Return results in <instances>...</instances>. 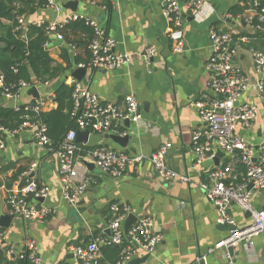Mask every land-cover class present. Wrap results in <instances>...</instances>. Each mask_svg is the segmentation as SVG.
Listing matches in <instances>:
<instances>
[{"label":"crops","instance_id":"crops-1","mask_svg":"<svg viewBox=\"0 0 264 264\" xmlns=\"http://www.w3.org/2000/svg\"><path fill=\"white\" fill-rule=\"evenodd\" d=\"M52 1L61 7L59 13L47 7L39 8L25 19V24L63 22L69 17L99 23L107 36L115 40L114 52L127 54L129 62L115 70H85L86 86L102 103L122 104L126 95H135L141 114L138 123H130L128 127L122 125V131L131 136L126 147H120L107 138V135L114 134L113 131L105 134L89 131L86 142L78 143L82 151L76 159L85 162L86 152L100 145L135 157L149 155L160 146L170 144L167 166L189 177V181L165 182L147 160L127 166L120 177L103 174L87 162L93 182L74 204H68L61 196L62 184L55 155L36 145L28 131L16 137L4 135L5 147L0 149V216L10 215L6 189L19 181L21 174L15 179L12 176L18 168L27 169L31 163H37L34 178L49 188L43 203L52 210L49 218L28 224L29 236L38 248L40 264H75L72 247L83 246L93 238L108 235L109 207L113 203L127 205L129 214L136 220L152 217L154 232L161 235L155 252L147 255L140 264L227 263L226 248L214 250L204 261L196 260L223 241L230 231L228 226L217 223L216 208L199 187L210 170L225 161L224 155L217 161L191 168L194 163L192 136L201 127L194 103L208 95L210 73L206 71L205 64L210 56V26L246 37V42L239 45L235 62L251 81L256 82L251 50L264 51V32H255L231 13L234 6L246 2L204 0L197 17L183 20L185 51L177 54L173 52L168 25L161 15L163 0H111L113 8L110 12L103 6L105 0ZM69 1L77 2L74 9L64 7ZM61 45L54 40L48 50L56 63H62ZM149 47H154L155 53L147 63L144 54ZM75 69L46 85L24 88L15 101L9 100V104L23 105L34 100L29 91L31 88H35L39 98L50 99L59 83H65ZM242 100L255 104L258 115L254 125L241 134L250 143L259 144L264 141V99L252 86ZM52 107L49 101L45 110ZM237 172L241 181L243 169L237 166ZM251 199L255 208H264V194L253 190ZM228 212L237 228L243 229L251 224L249 214L236 205H231ZM1 229L2 252L11 245L18 247L23 236L21 221L13 218L9 228ZM249 240L233 245L237 255L230 259L234 264L264 263V232L251 236ZM144 256L146 254L138 252L134 259Z\"/></svg>","mask_w":264,"mask_h":264},{"label":"built area","instance_id":"built-area-1","mask_svg":"<svg viewBox=\"0 0 264 264\" xmlns=\"http://www.w3.org/2000/svg\"><path fill=\"white\" fill-rule=\"evenodd\" d=\"M204 3V0H163L161 15L168 25V38L172 41L174 53L181 54L185 51L183 20L186 17H197ZM46 7L53 9L56 13L61 11V7L55 5L52 0H48ZM77 18L80 17H69L63 22L45 23L47 31L54 35L55 40L63 43L61 36L56 32L58 25ZM237 18L253 28L255 32H264V0H252L248 8L243 14L237 15ZM85 20L94 28V38L89 46L91 60L88 70H115L127 65L129 56L125 53L114 52L115 40L107 36L99 23L89 19ZM17 22V30L26 27L25 18L18 17ZM43 24L37 23L36 26ZM208 39L210 56L205 64L206 71L210 73L208 95H203L194 103L200 117L201 127L192 136L194 163L191 168L213 161L218 151L223 153L225 161L210 170L206 180L200 182L199 187L208 201L216 208L217 223L232 227V230L228 239L217 243L206 254L197 257V261H204L207 255L216 249L237 245L236 243L242 241L249 242L251 236L264 232V209L255 208L251 199L253 190L264 194V141L255 145L241 134V131L254 125L258 115L255 104L242 100L252 87V83L245 71L235 62L239 45L246 42V37L210 26ZM45 48L49 50L50 44L46 43ZM154 53V47L146 49L144 58L147 63ZM251 55L256 77L255 88L260 97L264 99V51L251 50ZM78 68L84 67L79 66ZM2 80L0 77V86H2ZM65 83L73 87L71 117L75 119L77 127L68 131L56 149L50 147L46 129L40 121V112L46 108L50 99L38 98L23 105L14 104V109L22 108L23 111L30 112L33 116L27 117L15 131L10 132L0 127V134L16 137L28 131L36 145L46 148L48 152L55 155L62 184L61 196L66 203L74 204L92 184L93 178L88 172L87 162L93 164L103 174L120 177L125 173L127 166L147 160L161 180L169 183L189 181V177L180 175L167 166L166 155L171 148L170 144L160 146L149 155L135 157H128L100 145L86 152L85 162L78 161L76 155L82 149L75 141L76 131L88 130L97 134L113 131L115 135L124 136L126 132L119 130L123 122L129 121L136 124L141 119V114L139 103L133 94L126 95L122 104L102 103L86 85L72 77L67 78ZM27 87L30 86L21 83L14 93L5 89L2 96L3 104L9 107V100L14 99L15 101L21 91ZM4 147V140L0 139V149ZM237 166L241 167L244 172L241 181L238 180ZM37 167V163H31L20 175L19 181L13 183L10 189H6V205L9 214L21 221L23 227V236L19 246L11 245L3 250L9 261L15 258H26L29 264L41 263L37 245L28 233V224L49 218L52 210L43 203L49 194V188L34 178ZM248 186H251L250 190ZM231 205H236L242 212L249 214L251 224L248 227L237 228L235 220L228 212ZM109 210L111 219L107 224L108 235L93 238L83 246L72 247L71 252L75 264H111L101 262L100 248L105 245L120 247L119 258L113 264H128L138 252L146 255L155 252L161 241V235L154 232L152 217L136 220L126 236L123 222L129 215V207L113 203ZM225 264L234 263L229 257V261Z\"/></svg>","mask_w":264,"mask_h":264},{"label":"trees","instance_id":"trees-1","mask_svg":"<svg viewBox=\"0 0 264 264\" xmlns=\"http://www.w3.org/2000/svg\"><path fill=\"white\" fill-rule=\"evenodd\" d=\"M248 2L252 0H242ZM48 0H0V127L7 131H15L32 113L23 109L5 106L2 102L5 89L15 92L21 83L29 86L45 85L59 80L66 73L79 66L88 70L91 60L89 46L94 38V28L83 18L71 19L58 25L56 32L62 38L60 58L56 63L50 56L45 44L55 40L47 31V25L28 24L17 30L18 17L27 18L39 8L47 6ZM236 5L231 9L234 16L241 15L249 4ZM105 10H112V3L105 0ZM73 87L64 82L53 91L50 102L53 107L40 112V121L44 124L50 147L56 149L71 129H76L75 119L71 117ZM123 127L119 128L121 131ZM4 140V134H0ZM26 169L18 168L12 179ZM8 187L10 184L7 185ZM3 230L0 228V231ZM101 262L115 263L120 255V247L105 245L100 248ZM0 264H29L26 258L6 259L4 252L0 254Z\"/></svg>","mask_w":264,"mask_h":264},{"label":"water","instance_id":"water-1","mask_svg":"<svg viewBox=\"0 0 264 264\" xmlns=\"http://www.w3.org/2000/svg\"><path fill=\"white\" fill-rule=\"evenodd\" d=\"M77 5V2L76 1H69L65 4V8H71V9H74V7H76ZM56 19V13L54 12V19ZM59 43H62L61 41H58ZM85 69L84 68H77L75 69L72 73H71V77L78 81V82H81L83 85H87V79L85 77ZM252 83V86L253 88L256 90L255 88V81H251ZM30 93L32 95V97H34L35 99H38V93L36 92L35 88H31L30 90ZM9 107L10 108H13L14 107V102L13 104H9ZM130 125V122L129 121H124L123 122V126L125 127H128ZM89 134V131L88 130H83V131H76V138H75V141L77 143H85L86 142V138ZM107 138L111 139L113 142H115L118 146L120 147H126L129 140L131 139V136L129 134L126 133V135L124 136H119V135H115V134H111V135H107ZM223 155L222 152L218 151L216 153V156H215V161L218 160L219 157H221ZM89 166V165H88ZM91 166L93 167V165L91 164ZM251 186H248V189L250 190ZM264 209V208H263ZM13 220V216L12 215H2L0 216V227L1 228H9L11 222ZM136 221V218L129 214L128 217L124 220V232H125V235L128 236V231L130 229V227L133 225V223ZM223 226V225H222ZM228 229L229 231L232 230V227H229L228 226ZM230 237V234L224 239H228ZM235 241H237V239H235ZM241 243V242H238L236 243L237 245ZM226 251H227V254L230 258H233L234 256L237 255V253L234 252V247L233 246H229L226 248ZM2 253V250L0 248V254ZM147 259V255L142 257V258H139V259H133L131 260L128 264H140V263H143L145 260Z\"/></svg>","mask_w":264,"mask_h":264}]
</instances>
